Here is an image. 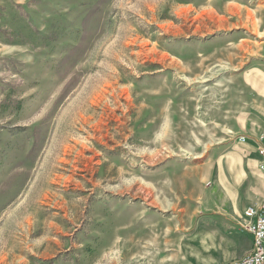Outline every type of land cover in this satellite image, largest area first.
Segmentation results:
<instances>
[{"label": "rangeland", "instance_id": "obj_1", "mask_svg": "<svg viewBox=\"0 0 264 264\" xmlns=\"http://www.w3.org/2000/svg\"><path fill=\"white\" fill-rule=\"evenodd\" d=\"M261 132L264 0H0V264L234 251Z\"/></svg>", "mask_w": 264, "mask_h": 264}, {"label": "built area", "instance_id": "obj_2", "mask_svg": "<svg viewBox=\"0 0 264 264\" xmlns=\"http://www.w3.org/2000/svg\"><path fill=\"white\" fill-rule=\"evenodd\" d=\"M253 138L259 156L258 168L264 172V132ZM237 140L244 143L248 136L239 135ZM240 226L251 237V247L241 257L225 264H264V199L246 206L240 218Z\"/></svg>", "mask_w": 264, "mask_h": 264}, {"label": "crops", "instance_id": "obj_3", "mask_svg": "<svg viewBox=\"0 0 264 264\" xmlns=\"http://www.w3.org/2000/svg\"><path fill=\"white\" fill-rule=\"evenodd\" d=\"M257 134L258 133L252 134V135H247L248 140L244 143H248L247 144V150H250V152L252 153V157L247 158L246 161L248 162V164H250L252 166L255 162L257 164V168H258L259 156L256 152V143H255V140L253 138ZM239 153H242V152L240 151ZM243 157H244V155L242 156V158ZM223 182H224V180L221 181V183H223ZM262 199H264V194L261 195L260 197H254L252 199H249L248 201L246 200L243 204L235 205V207L232 209V211L236 216H238V219H240L242 217L243 211L246 208V206L258 203ZM233 226L234 225H232V224L230 225L231 228H233ZM205 241H206V243H205ZM226 242H228V241H226ZM215 244L218 245V248L217 247L215 248ZM195 246H196L195 248H193L194 246H192V252L190 251L194 257L193 260L189 259L190 261H188V262H190V264H225V263H228L232 259H236V258L241 257L245 253V251H248L250 249L251 237L248 236V239H246V242L244 239L243 242L240 243L234 251L228 252V251H225V249L224 250L219 249V243H215V241L211 240L210 231L207 230L206 239L203 240V242H201V241L198 242V245H195ZM216 257L218 258V260H216Z\"/></svg>", "mask_w": 264, "mask_h": 264}]
</instances>
